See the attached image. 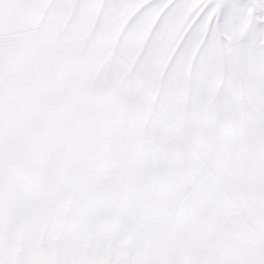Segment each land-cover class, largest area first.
<instances>
[{
  "label": "snow or ice",
  "instance_id": "6c2138e0",
  "mask_svg": "<svg viewBox=\"0 0 264 264\" xmlns=\"http://www.w3.org/2000/svg\"><path fill=\"white\" fill-rule=\"evenodd\" d=\"M0 264H264V0H0Z\"/></svg>",
  "mask_w": 264,
  "mask_h": 264
}]
</instances>
